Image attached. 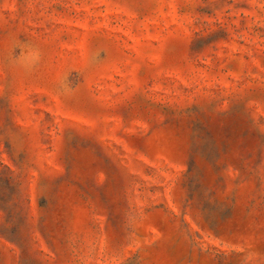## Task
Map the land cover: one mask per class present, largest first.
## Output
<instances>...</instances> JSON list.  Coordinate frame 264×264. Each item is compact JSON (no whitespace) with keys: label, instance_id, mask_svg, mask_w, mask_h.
Listing matches in <instances>:
<instances>
[{"label":"rangeland","instance_id":"374dc122","mask_svg":"<svg viewBox=\"0 0 264 264\" xmlns=\"http://www.w3.org/2000/svg\"><path fill=\"white\" fill-rule=\"evenodd\" d=\"M0 264H264V0H0Z\"/></svg>","mask_w":264,"mask_h":264}]
</instances>
